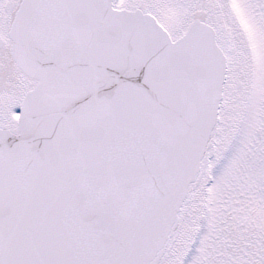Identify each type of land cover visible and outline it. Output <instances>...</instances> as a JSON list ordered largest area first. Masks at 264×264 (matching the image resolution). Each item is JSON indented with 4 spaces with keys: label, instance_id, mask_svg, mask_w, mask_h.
Here are the masks:
<instances>
[{
    "label": "snow or ice",
    "instance_id": "snow-or-ice-1",
    "mask_svg": "<svg viewBox=\"0 0 264 264\" xmlns=\"http://www.w3.org/2000/svg\"><path fill=\"white\" fill-rule=\"evenodd\" d=\"M0 264H264V0H0Z\"/></svg>",
    "mask_w": 264,
    "mask_h": 264
}]
</instances>
